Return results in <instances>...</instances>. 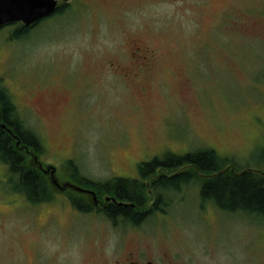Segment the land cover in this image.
I'll use <instances>...</instances> for the list:
<instances>
[{"label": "rangeland", "instance_id": "1", "mask_svg": "<svg viewBox=\"0 0 264 264\" xmlns=\"http://www.w3.org/2000/svg\"><path fill=\"white\" fill-rule=\"evenodd\" d=\"M57 1L63 15L27 37L0 31V86L42 139L45 170L88 188L76 176L134 179L156 157L211 149L264 173V0ZM42 175L54 200L35 208L0 163V264H101L142 241L195 264H264V219L218 210L196 183L170 194L137 235L101 209L75 211L95 204L56 196ZM149 190L143 209L157 198Z\"/></svg>", "mask_w": 264, "mask_h": 264}, {"label": "trees", "instance_id": "2", "mask_svg": "<svg viewBox=\"0 0 264 264\" xmlns=\"http://www.w3.org/2000/svg\"><path fill=\"white\" fill-rule=\"evenodd\" d=\"M65 9V6L59 7L53 16L63 15ZM0 108V163L8 168L14 183L12 189L25 196L29 204L48 201L52 194L47 182L42 173L27 165L21 150L30 147L35 152L44 153L42 139L25 126L10 94L1 86ZM1 122L13 130L16 140L1 128ZM261 160L264 161V155ZM69 165L74 166L73 163ZM138 170L139 177L134 179L114 178L106 182H93L79 178V183L97 190L100 195L115 198L118 203L134 205L119 206L111 201L100 210L116 223L123 218L126 224L138 225L153 216V213L140 215L134 212V209L145 207L148 187L157 195V201L151 208L164 211L170 205V194L182 192L193 183L199 186L203 202H211L218 210L231 215L264 219V173L237 167L234 161L220 156L215 150H197L185 155L168 153L163 158L156 157L141 163ZM173 170L179 171L172 176L164 173ZM82 209L88 211V207Z\"/></svg>", "mask_w": 264, "mask_h": 264}, {"label": "flooded vegetation", "instance_id": "3", "mask_svg": "<svg viewBox=\"0 0 264 264\" xmlns=\"http://www.w3.org/2000/svg\"><path fill=\"white\" fill-rule=\"evenodd\" d=\"M59 7H61V6H59ZM48 18H50V17H48ZM48 18L42 19L39 22H37L31 26H26L24 23H9L3 27H0V31H2L4 29H13V33L11 35L12 38H14V39H16L18 37L25 38L28 36V34H30L32 31H34L42 22H44ZM19 33H24V34L21 35ZM2 125H5V124H2V122H1V128H2ZM8 129H10V128L8 127ZM10 130L13 132L12 129H10ZM7 132H8V130H7ZM13 135L14 136H12V137L16 140V138H15L16 135L14 134V132H13ZM21 150H23L24 152L29 154L34 160V165L38 166L40 171L43 174H45L43 172V170H41V166H40L41 163L38 162V156H37V153L35 152V150L30 148V147H23ZM36 166H35V168H36ZM43 169L45 171V168H43ZM79 178H81V177L76 178L78 182L80 180ZM49 179H50V182H52L51 178H49ZM59 183H60V185L63 186L66 183H72V182H61L59 180ZM72 184L77 185V183H72ZM53 188L55 190H58V192L55 193L56 196H59V197L68 196V197H70L72 195L69 193V191H72L71 189H68L66 192H60L59 189L57 187H55L54 185H53ZM85 189L93 190L92 188H85ZM149 193L150 194L152 193L151 189L149 190ZM81 195L87 196L89 198V202L92 201L94 203L93 197L91 195H89V194H81ZM22 197L25 198V196H22ZM50 197H52V198L49 199L48 201L46 200V201L41 202L39 204L31 203L30 205L32 207H35V208L50 205L53 203V200H54L53 194L50 195ZM108 197H110V196H107L105 198L104 202L99 201L98 206L93 207L94 210H91L87 204L82 205L81 203H78V205H71V207L75 211L91 215L92 213H96L99 209L103 210L107 206V204L109 202L107 203L106 199ZM110 198H112V197H110ZM71 200H73V199H71ZM171 200H172V198L169 197L168 198L169 204L171 203ZM156 201H157V198H156ZM156 201L154 202V204L156 203ZM115 204H117V203H115ZM124 204H126V203H124ZM154 204L152 206H154ZM128 205H130V204H128ZM58 206L62 210L64 205L61 203ZM83 207L84 208L88 207V211H83V209H82ZM97 207H98V209H97ZM134 212L136 214H140V215H149L151 213H153V215H158V214H165L166 209H164V211H160V210H153L152 208H149V209L139 208V209H134ZM147 220H145L143 223L138 224V225L130 224L129 225V232L137 233V235H143L145 232L142 229L144 227V224L147 222ZM123 224H126L123 218L118 219L117 223L113 222L114 227H117V228H122ZM101 264H195V263L191 262L190 260H186V259L180 257L178 254L169 250L167 247L160 245L159 243L143 242L142 241V242H137V244L129 246L128 248L122 247V248L114 250L113 254L110 255L108 258L107 257L103 258V261L101 262Z\"/></svg>", "mask_w": 264, "mask_h": 264}, {"label": "water", "instance_id": "4", "mask_svg": "<svg viewBox=\"0 0 264 264\" xmlns=\"http://www.w3.org/2000/svg\"><path fill=\"white\" fill-rule=\"evenodd\" d=\"M58 8L59 4L57 0H0V27L9 23H24L26 26H31L42 19L51 17L56 13ZM2 128L8 130V132L13 135V132L8 129L6 125H2ZM15 138L17 139V137ZM19 145L20 142L18 141L17 146ZM40 166L45 174L50 173L52 184L57 187L60 192H66L68 189H71L77 193L89 194L93 197L95 206H98L99 200L94 190H87L72 183H66L62 186L56 176V168L48 167L47 170L44 171L42 164H40ZM110 201L117 203L120 206L134 207V205L118 203L115 198L108 197L106 202L108 203Z\"/></svg>", "mask_w": 264, "mask_h": 264}]
</instances>
